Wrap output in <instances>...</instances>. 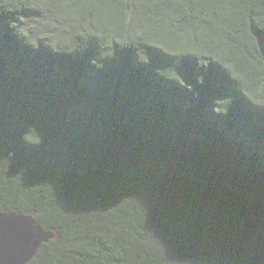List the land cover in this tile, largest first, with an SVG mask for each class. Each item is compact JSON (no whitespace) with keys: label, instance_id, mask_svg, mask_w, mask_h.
<instances>
[{"label":"trees","instance_id":"16d2710c","mask_svg":"<svg viewBox=\"0 0 264 264\" xmlns=\"http://www.w3.org/2000/svg\"><path fill=\"white\" fill-rule=\"evenodd\" d=\"M28 264H264V0H0V211Z\"/></svg>","mask_w":264,"mask_h":264},{"label":"water","instance_id":"95a60500","mask_svg":"<svg viewBox=\"0 0 264 264\" xmlns=\"http://www.w3.org/2000/svg\"><path fill=\"white\" fill-rule=\"evenodd\" d=\"M55 236L53 229H44L32 214L0 211V264H28L42 244Z\"/></svg>","mask_w":264,"mask_h":264}]
</instances>
